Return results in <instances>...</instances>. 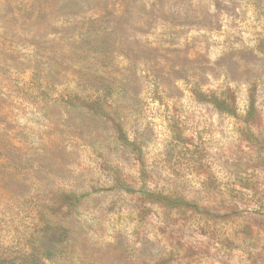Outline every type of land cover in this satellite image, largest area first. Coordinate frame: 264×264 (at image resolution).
Wrapping results in <instances>:
<instances>
[{
	"label": "rangeland",
	"instance_id": "374dc122",
	"mask_svg": "<svg viewBox=\"0 0 264 264\" xmlns=\"http://www.w3.org/2000/svg\"><path fill=\"white\" fill-rule=\"evenodd\" d=\"M0 264H264V0H0Z\"/></svg>",
	"mask_w": 264,
	"mask_h": 264
},
{
	"label": "trees",
	"instance_id": "16d2710c",
	"mask_svg": "<svg viewBox=\"0 0 264 264\" xmlns=\"http://www.w3.org/2000/svg\"><path fill=\"white\" fill-rule=\"evenodd\" d=\"M198 93H200V92H198ZM148 195L152 201H158V199H163L161 195H159V194L157 195L156 193H149Z\"/></svg>",
	"mask_w": 264,
	"mask_h": 264
}]
</instances>
